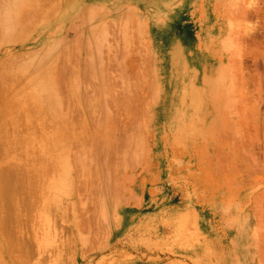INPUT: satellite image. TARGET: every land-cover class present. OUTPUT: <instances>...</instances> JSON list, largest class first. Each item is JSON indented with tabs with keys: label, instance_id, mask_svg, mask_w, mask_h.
<instances>
[{
	"label": "rangeland",
	"instance_id": "374dc122",
	"mask_svg": "<svg viewBox=\"0 0 264 264\" xmlns=\"http://www.w3.org/2000/svg\"><path fill=\"white\" fill-rule=\"evenodd\" d=\"M75 1L63 0L57 7H71ZM77 2L105 6L83 27L101 22L106 29L99 57L105 86L114 96L106 103L113 115L110 138L115 144L107 157L113 167L103 179L95 174V164L86 173L71 159L72 188L43 210L45 199L56 194L44 189L54 166L36 157L38 149L20 146L17 137L40 140L49 124L44 130L47 122L35 121L32 106L27 111L35 112V119L29 121L19 107L21 114L14 107L2 108L0 169L20 173L23 185L10 202L28 204L17 211L21 222L15 229L25 242L20 240L21 249L14 251L16 264H207L205 246L215 262L232 252L241 255L242 264H264V0ZM125 19L128 44L120 27ZM78 20L73 17L70 23ZM83 27L58 31V51L72 52V62L86 39ZM46 35L27 28L19 40H4L7 45L0 40V58L22 63ZM175 55L192 67L207 65L210 81L219 85L218 102L224 104L221 111L209 108L221 121L182 145L170 140L164 94L173 81ZM7 79L3 81L9 83ZM127 79L135 85L128 98ZM151 81L159 86L154 95ZM61 82L65 97L68 91ZM93 92L89 85L85 88L87 98ZM65 102L64 113L76 119L73 104ZM138 121L144 122L141 130ZM133 135L142 140L144 151L137 162L126 165L120 150ZM71 148L75 153L76 146Z\"/></svg>",
	"mask_w": 264,
	"mask_h": 264
},
{
	"label": "bare ground",
	"instance_id": "6f19581e",
	"mask_svg": "<svg viewBox=\"0 0 264 264\" xmlns=\"http://www.w3.org/2000/svg\"><path fill=\"white\" fill-rule=\"evenodd\" d=\"M61 1L63 0H7L3 7L0 6L2 7L0 9L1 41L10 40L16 36L17 40L18 36H25L27 28H34L47 34L41 47L37 48L27 59L24 58V62L18 63V61L13 64L10 63L11 61L7 62L0 58V114L6 112H3L2 108H15L16 106L25 112L24 120L25 118L27 121L30 118H36L35 121L47 122L44 130L46 127L48 130L49 124V132H45L40 140L38 138L36 140L34 136H27L29 137L27 139L17 137L20 146L38 149L37 151H40L41 155L37 152L40 156L36 154V157L39 160H43L45 157V160L50 161L54 166L55 174L52 180L44 184V189L55 191L56 194L54 197L45 199L41 207L43 210L44 207L47 208L48 203L55 202L60 195L69 193L72 188L75 175L72 172L71 159L75 160L86 173L89 171L88 167L95 164L97 176L103 179L108 176L113 166L109 168L107 157L115 144V141L110 138L113 131V115L109 112V106L106 104L108 100L113 101L114 96L112 91L105 86L103 69H101L103 66L99 57L100 50L105 44V25L99 22L87 28L83 27L91 20L98 18L105 6L101 3L88 6L76 0L71 7L59 8L57 6ZM116 3L115 6H118ZM51 16H54V19H50ZM73 17L78 18L79 23L75 25L70 23ZM129 17L131 18V15ZM63 20L65 22H61ZM66 26L73 27L76 31L78 28H85L86 39L82 43L83 48L74 52L76 53L75 59L80 61L72 62L73 55L68 49L67 51L65 49L58 51L59 46H62V38L58 31L63 30ZM120 27L124 35L123 41L128 44L130 40L127 33V19L120 24ZM5 45H7L6 42ZM75 47H70V50L72 51L71 48ZM17 55L19 58L22 53ZM172 61L173 81L168 90L164 92L168 99L166 108L170 125L168 130L173 145H182L184 140H190L193 137H199L202 133L209 132L215 123L221 121L216 115H210V109L221 111L224 109V104L218 102L219 85L210 81L212 75L208 71L207 65L198 64L192 67L184 59H180V55H175ZM124 63H126L125 58ZM87 68H89L88 71ZM193 76L194 78L198 77V84L193 81ZM7 78L10 79L9 83H5ZM60 80L66 84V88H64L63 83L64 90L68 91L66 98L59 89ZM126 83L127 90L125 92H127L128 98L135 85L131 84L128 79ZM88 85L94 89L90 98L85 96V88ZM148 86L152 95L159 89L158 82L156 85L151 81ZM65 101L73 104L72 112L75 113L76 119L69 118L67 111L64 113L63 104ZM29 107L32 110L34 107L35 118L34 110H29L34 114L27 111ZM17 109L14 111L17 112L19 110ZM23 111H18V113L21 114ZM8 113L4 116H8ZM11 114L10 118H12ZM136 123L137 130L144 128L143 121ZM72 145L77 148L75 153L71 152ZM143 151V142L135 135L127 139L123 144V149L120 150L126 165L127 162H137ZM19 174L14 168L0 169V264H16L18 256L14 255V251L21 249L20 240L25 242L19 239L17 235L19 229L16 231L15 228H18L17 226L21 222H19L17 211L27 208L28 204L23 201L15 204L10 202L13 191L19 185H23ZM210 250L212 249L209 246L202 249V254L210 259L207 264H242L243 262L240 258L241 255L238 256L232 252L224 260L215 262Z\"/></svg>",
	"mask_w": 264,
	"mask_h": 264
}]
</instances>
